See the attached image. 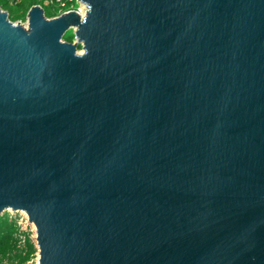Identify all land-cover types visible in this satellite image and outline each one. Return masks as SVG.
<instances>
[{
	"label": "water",
	"instance_id": "1",
	"mask_svg": "<svg viewBox=\"0 0 264 264\" xmlns=\"http://www.w3.org/2000/svg\"><path fill=\"white\" fill-rule=\"evenodd\" d=\"M77 2L0 5V214L37 264H264V0Z\"/></svg>",
	"mask_w": 264,
	"mask_h": 264
},
{
	"label": "trees",
	"instance_id": "2",
	"mask_svg": "<svg viewBox=\"0 0 264 264\" xmlns=\"http://www.w3.org/2000/svg\"><path fill=\"white\" fill-rule=\"evenodd\" d=\"M33 4H40L48 17L58 15L62 10L76 8L75 0H0V5L9 13L13 21H24L27 12ZM11 8V9H10ZM68 41H74L75 34L72 30L64 34ZM81 47V45L79 46ZM24 242H22V236ZM37 247L30 231L20 230L17 216L11 217L9 211L0 214V264H28L36 255Z\"/></svg>",
	"mask_w": 264,
	"mask_h": 264
},
{
	"label": "rangeland",
	"instance_id": "3",
	"mask_svg": "<svg viewBox=\"0 0 264 264\" xmlns=\"http://www.w3.org/2000/svg\"><path fill=\"white\" fill-rule=\"evenodd\" d=\"M60 1H63V0H60ZM70 1L73 2L75 0H70ZM84 8H85V5H83L82 3L78 2L76 10L82 12V10ZM71 9H75V8H71ZM63 11H66V10H62V12ZM18 21L21 22L24 25H27V20H24V21L18 20ZM18 21H15V22H18ZM70 30L71 29H69L68 31H70ZM8 211H9L11 217L17 216L18 223L20 224V230L30 231L31 235H32V237L34 239V236H35L34 229L35 228L33 227V225L31 223H29V221H28V219L26 217V214L24 212H22V211H11V210H8ZM37 252H38V250H37ZM37 252H36V255L34 256V258L28 261V264H37L38 263V253ZM6 264H7V261H6Z\"/></svg>",
	"mask_w": 264,
	"mask_h": 264
},
{
	"label": "bare ground",
	"instance_id": "4",
	"mask_svg": "<svg viewBox=\"0 0 264 264\" xmlns=\"http://www.w3.org/2000/svg\"><path fill=\"white\" fill-rule=\"evenodd\" d=\"M84 5V3H82ZM84 12H85V8L82 10V12H79L82 16L84 15ZM25 213V212H24ZM26 214V213H25ZM33 227L35 228L34 224H33Z\"/></svg>",
	"mask_w": 264,
	"mask_h": 264
},
{
	"label": "built area",
	"instance_id": "5",
	"mask_svg": "<svg viewBox=\"0 0 264 264\" xmlns=\"http://www.w3.org/2000/svg\"><path fill=\"white\" fill-rule=\"evenodd\" d=\"M12 1H16V0H12ZM27 219H28V216L26 215ZM22 237V242H24V237L23 235L21 236Z\"/></svg>",
	"mask_w": 264,
	"mask_h": 264
},
{
	"label": "flooded vegetation",
	"instance_id": "6",
	"mask_svg": "<svg viewBox=\"0 0 264 264\" xmlns=\"http://www.w3.org/2000/svg\"><path fill=\"white\" fill-rule=\"evenodd\" d=\"M77 1V0H76ZM76 9V8H75ZM80 12V11H79ZM62 13V12H61ZM26 20H27V18H26ZM75 40V39H74ZM81 48V47H80Z\"/></svg>",
	"mask_w": 264,
	"mask_h": 264
}]
</instances>
